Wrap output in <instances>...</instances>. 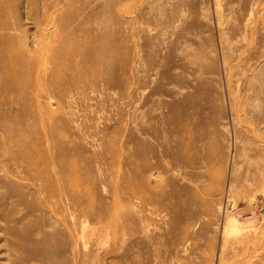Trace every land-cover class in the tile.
Here are the masks:
<instances>
[{"label": "rangeland", "instance_id": "obj_1", "mask_svg": "<svg viewBox=\"0 0 264 264\" xmlns=\"http://www.w3.org/2000/svg\"><path fill=\"white\" fill-rule=\"evenodd\" d=\"M0 28V264H264V0H0Z\"/></svg>", "mask_w": 264, "mask_h": 264}, {"label": "bare ground", "instance_id": "obj_2", "mask_svg": "<svg viewBox=\"0 0 264 264\" xmlns=\"http://www.w3.org/2000/svg\"><path fill=\"white\" fill-rule=\"evenodd\" d=\"M1 29V28H0ZM1 38V37H0ZM4 42V41H3ZM3 44H6V40H5V43H3ZM1 47L3 48V45L1 44ZM3 49H5V48H3ZM7 49V48H6ZM5 49V50H6ZM1 51V50H0ZM2 51H4V50H2ZM2 53V52H1ZM4 54H7V53H4ZM1 56H2V54H1ZM1 56H0V58H1ZM0 61L1 62H5L6 61V59L5 58H1L0 59ZM3 68H4V70H3V72H4V74H9L11 71H12V67H11V65H9V64H4L3 65ZM184 134V133H183ZM147 165V164H146ZM148 166H146V168H147ZM144 171H146V170H144ZM43 260V259H42ZM53 260V259H52ZM45 262H46V260H45ZM54 264H56V263H54Z\"/></svg>", "mask_w": 264, "mask_h": 264}]
</instances>
